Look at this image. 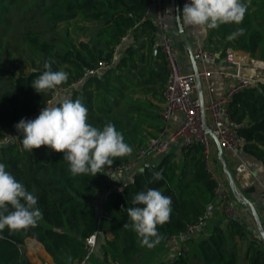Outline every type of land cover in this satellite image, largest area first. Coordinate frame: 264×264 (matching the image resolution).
Wrapping results in <instances>:
<instances>
[{
	"label": "trees",
	"instance_id": "1",
	"mask_svg": "<svg viewBox=\"0 0 264 264\" xmlns=\"http://www.w3.org/2000/svg\"><path fill=\"white\" fill-rule=\"evenodd\" d=\"M149 2L0 0V63L3 59L18 56L20 59L25 57L32 67L29 72L14 69L8 78L0 79V138L18 121L28 119L32 113L42 109L53 96L55 90L40 94L32 87V81L45 71L46 62L51 64L52 71L68 73L67 81L59 85L66 86L79 79L86 70L96 68L102 60L111 61L122 38L131 33L136 43L127 49V55L100 75L90 76L70 97L81 100L88 109V122L93 126L102 129L109 122L114 124L133 149L130 154L133 155L140 145H137L138 139L132 133L129 120L112 111V105L106 102V94H101L100 101L95 103L94 92L108 90L106 75L127 66L142 48L147 47L149 53L157 50V60L164 58L157 42V28L151 17L145 18ZM245 2H248V9L243 22L209 29L207 41L221 53L233 48L249 52L252 56L258 55L264 60V0ZM78 19L89 23L91 30L85 28L89 37L75 41L69 32V22H77ZM239 28L244 29L243 34L228 40L227 36ZM141 37L146 39L137 44ZM142 58V61L145 60L144 55ZM152 59L151 55L146 59L147 67L142 68L154 73ZM168 76L169 73L162 78L164 83ZM150 80L151 77L147 82ZM230 108L234 119L247 121L242 130L247 138L245 151L264 162V82L236 95ZM22 139L23 134L12 145H0V163L5 164L6 171L11 172L38 198L37 207L42 211L43 218L34 228L14 233L5 228L0 232V264H26L22 260V245L27 237L41 242L55 264H73L84 256L86 239L97 229V193L107 185L105 171L109 167L105 166L104 172L94 177L83 174L73 176L63 153L47 146L26 151ZM181 148L178 152L172 147L153 158L144 166L143 172L134 175L123 194L113 192L108 196L107 209L113 218L105 224L112 236L104 237L101 242L105 254L110 253L123 264H133L143 251L168 243L173 235L186 231L189 225L196 223L211 206L216 205V182L207 170L202 145ZM178 154L182 156L180 161ZM130 155L116 158L111 167ZM161 170L164 179L152 181L153 172ZM146 187L158 189L172 199L170 220L157 226L162 239L151 248L141 246L136 233L123 226L131 223L127 208L143 207L133 205L132 198ZM237 193L243 194L241 191ZM156 264L170 263L160 260ZM173 264H264V241L255 236L246 222L226 217L215 221L207 236L199 241L196 251L192 249V252L184 253Z\"/></svg>",
	"mask_w": 264,
	"mask_h": 264
},
{
	"label": "built area",
	"instance_id": "2",
	"mask_svg": "<svg viewBox=\"0 0 264 264\" xmlns=\"http://www.w3.org/2000/svg\"><path fill=\"white\" fill-rule=\"evenodd\" d=\"M167 12L166 0H150L145 14V18H152L157 28L159 46L169 69V76L163 89L162 127L156 136L150 137L138 147L133 158H128L105 171L106 182L109 181L110 186L97 193L99 200L97 229L86 239L84 256L75 260L73 264H94L92 257L96 253L98 243L106 237L108 232L105 224L113 218L107 209L108 196L113 192L123 194L136 173L143 172L144 166L150 160L174 146L202 145L207 170L216 182L215 193L218 203L226 217L236 218L237 216L236 198L217 175L211 163L214 138L218 140L223 151L235 153L245 147L247 138L242 130L247 126V121L234 119L230 107L236 95L258 86L264 80L247 76L241 71V66L249 60V54L243 53L239 56L233 48L226 49L225 53V62L232 68L223 66L210 68V63L216 62L217 54L201 44H197L194 50V58L199 64L197 70L184 71L177 52L178 39L168 32ZM114 63V59L102 60L96 68L86 70L79 79L66 86L57 87L44 107L55 102L58 96H71L72 92L80 89L90 76L100 75L113 67ZM217 78L225 86L224 92L220 95L217 94ZM40 111L41 109L32 113L27 120L35 119ZM21 134L15 126L8 129L0 138V145L7 146L12 142L15 143ZM236 170L242 175L241 181L245 187L254 186L258 182L245 162L238 163ZM206 219L207 213L196 223L189 225L186 231L179 232L170 238L169 243L175 247V252L168 261L170 264L187 252L186 242L202 230ZM114 264H121V262L115 261Z\"/></svg>",
	"mask_w": 264,
	"mask_h": 264
},
{
	"label": "clouds",
	"instance_id": "3",
	"mask_svg": "<svg viewBox=\"0 0 264 264\" xmlns=\"http://www.w3.org/2000/svg\"><path fill=\"white\" fill-rule=\"evenodd\" d=\"M247 9L245 0H190L184 4L182 13L176 15V20L181 28L188 26L206 32L225 24H241ZM243 32L244 29L239 28L227 39L233 40ZM44 68L45 71L32 81L36 92L56 90L67 81V72L52 71L48 62ZM15 128L23 134L21 143L26 151L47 146L63 153L73 176L94 177L104 172L105 166L111 167L116 158L128 156L133 151L111 122L102 129L90 124L88 109L80 99L73 100L70 96H58L55 102L43 107L35 119H21ZM163 179V170L153 172L152 181ZM37 204L38 198L0 163V232L5 228L14 233L36 227L43 218ZM132 204L143 207L127 208L131 223L123 226L136 233L141 246L154 247L162 239L157 226L170 220L171 197L146 187L133 196Z\"/></svg>",
	"mask_w": 264,
	"mask_h": 264
},
{
	"label": "crops",
	"instance_id": "4",
	"mask_svg": "<svg viewBox=\"0 0 264 264\" xmlns=\"http://www.w3.org/2000/svg\"><path fill=\"white\" fill-rule=\"evenodd\" d=\"M178 2L180 14L182 13L184 4L190 3V0H178ZM166 7L168 10V32L175 36L178 41H180L182 40V35L180 33V25L177 23L176 20V0H166ZM254 8H256V6H254ZM183 28L190 38L193 51L195 50L197 44H201L204 48L212 50L217 54V60L216 62L210 63V68L213 69L217 66L232 68L225 62L224 53L226 52L221 53V51L216 50L213 45L209 44V42L207 41L208 31L202 32L197 28H189L188 26H184ZM145 39V37H141L139 41H137V44H142ZM135 43L136 40L133 34L131 33H129L126 37L122 38V43L120 44V46L115 48L113 59L115 60L116 58V60L120 61L127 55V49L130 46L135 45ZM137 47L138 46H136V48ZM235 51L239 56L243 53L249 54V60L245 65L241 66V71L247 76L264 80V60H262L258 55L252 56L249 52H246L244 50ZM155 52L149 53L147 47L142 48L133 55V60H131V62L129 61V63L127 64L128 68L123 69L122 67L121 70H116L115 72L113 71V73L106 75L109 80V76L113 75L114 80L121 83L120 86L116 88L115 86H109L110 83L108 80L107 84L109 89L108 94H106V102L108 105H112L111 107L114 113H117L124 120H129V125L133 128L132 133L137 136L138 146L143 145L150 137L156 136L162 127L161 112L164 103L163 89L166 83L162 81V78L167 73H169V69L168 66L165 65L163 62L164 58L157 60V52ZM177 52L180 58L182 69L184 71H189L199 66L197 62L196 64L192 62L187 49L181 51L179 50V48H177ZM143 55L145 60L142 61L141 59H143ZM151 55L153 59L152 61H150L152 63L153 69H155L154 73L150 72V70H145L142 68L147 67L148 61L146 59L151 57ZM132 63H134L135 66L132 67ZM117 75H122V77L117 78ZM150 77V82H147V79ZM224 87V83H222L217 78V94H222L224 92ZM204 97H206V93H204ZM96 103H98V101ZM108 105L106 106L108 107ZM180 149L182 148L180 147ZM213 157L215 159H213ZM242 161L248 165V167L252 170L253 174L257 178L258 182L254 185V192H245V189H247L248 187L244 186L241 181L242 175L239 174V172L236 170L238 163ZM211 163L213 164L217 175L225 182L226 186L235 194V198L237 201L236 219L241 223L246 222L250 230L254 231L255 236L259 237V225L256 221L255 215L251 207L245 203V200L248 199L254 205L258 213L261 226L264 230V162L247 153L244 148L242 150H238L235 153L223 150L220 153L216 142H214ZM106 184V187H104L103 190H100L101 192L106 190L110 186L109 181L108 183L106 182ZM238 191H241L243 194L240 195L239 193H237ZM236 194H238L240 198H238ZM225 218L226 216L224 215L222 207L217 201L216 205L211 206L209 208L207 212L206 223L202 230L197 234L193 235L187 243L190 248V252H192V249L195 248V251L197 250L199 241L207 236L210 231V227L215 223V221L224 220ZM106 237H112L111 232L109 230L106 233ZM102 241L103 240L99 241L96 253L93 256L96 260L100 258L98 256V249ZM169 247L171 249L175 248L174 246H172V244L168 242L154 249L155 252L159 251V257H163L160 260H167L168 262L169 259L173 256V252L170 251ZM165 250L167 251L166 254L164 253ZM22 260L26 264H55L52 256L46 251L43 244L33 237H27L25 239L24 244L22 245ZM95 263L100 264L98 260L95 261Z\"/></svg>",
	"mask_w": 264,
	"mask_h": 264
},
{
	"label": "rangeland",
	"instance_id": "5",
	"mask_svg": "<svg viewBox=\"0 0 264 264\" xmlns=\"http://www.w3.org/2000/svg\"><path fill=\"white\" fill-rule=\"evenodd\" d=\"M65 24L66 23H63V25H65ZM90 26L91 25L89 23L81 22L78 19L77 22L76 21L69 22V32L71 33V35L73 37H75V41H77L78 39H86V38L89 37V33H88L87 29L86 30H84V29L89 27V30H91ZM9 60L11 62H6V61H9ZM9 60L3 59V61L0 63V79L1 80H4V79L8 78L10 76L11 71H13L14 69H20L21 68L25 72H29L31 70V68H32L30 66V64L27 62L25 57L20 59L18 56H14V57L10 58ZM115 61H116L115 64H117L118 60H116V58H115ZM122 67H123V69L128 68L127 66H122ZM109 77H110V80H109L110 85L109 86H112V87L115 86L116 88L120 86L121 83H119L118 81L114 80L113 75H110ZM107 81H108V78H107ZM101 94L102 95L108 94V90H106V92H105L104 89H103V90H101L100 93H94L95 103L97 101L99 102V99L101 98L100 96H102ZM176 149H177L178 152H180L182 150V149H180V147H178ZM214 157H213V159H215ZM177 158H178V161H180L182 159L181 154H178ZM189 240L186 243H188ZM187 247H188L187 253H189L190 252V248H189L188 244H187ZM169 249H170L171 252H173V253L175 252V248L171 249L169 247ZM98 253H99L98 256L100 258L97 259V260H98V262H100V264H114V262L117 261L115 258H113V256L110 253L109 254H105L104 253V250L102 248V244L100 245V247L98 249ZM158 253H159V251L155 252V250H151V251L145 250V251H143L141 254H139L136 257L137 259H136V261L133 264H156V263H158L160 261L161 258H163V257H159ZM164 253L166 254L167 251L165 250ZM97 260L94 257H92V261H93L94 264H97V263H95V261H97ZM166 262H167V260H166ZM121 264H123V263L121 262Z\"/></svg>",
	"mask_w": 264,
	"mask_h": 264
},
{
	"label": "water",
	"instance_id": "6",
	"mask_svg": "<svg viewBox=\"0 0 264 264\" xmlns=\"http://www.w3.org/2000/svg\"><path fill=\"white\" fill-rule=\"evenodd\" d=\"M178 3H179L178 0H176L177 15L179 14V4ZM180 33L182 35V40L178 41V48H179V50L184 51L185 49H187V51L190 54V57H191L192 62L194 64H196V60L194 58L193 47L191 45L190 38H189L188 34L184 30V28H181V27H180ZM156 52H157V50H156ZM195 70H197V67H195ZM214 141L216 142V144H217V146L219 148V151L221 153L222 152V149L220 148V145H219L218 140L216 138H214ZM12 144H14V143L12 142L9 145H12ZM129 158H133V155H131ZM254 191H255V187L254 186H251V187H248L247 189H245V192L246 193L254 192ZM245 203L248 204L251 207V209H252V211H253V213L255 215L256 221H257V223L259 225L260 236H261V238L264 241V230H263V228L261 226V222H260L258 213H257V211H256V209H255V207H254V205L252 204L251 201H249L248 199H246L245 200Z\"/></svg>",
	"mask_w": 264,
	"mask_h": 264
}]
</instances>
